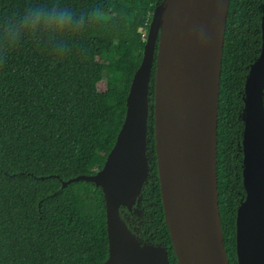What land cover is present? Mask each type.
I'll return each instance as SVG.
<instances>
[{
  "label": "trees",
  "instance_id": "trees-1",
  "mask_svg": "<svg viewBox=\"0 0 264 264\" xmlns=\"http://www.w3.org/2000/svg\"><path fill=\"white\" fill-rule=\"evenodd\" d=\"M162 0H60L90 24L62 45L26 39L0 61V264H105L107 200L102 187L68 183L102 170L127 116L156 7ZM37 0H0V12ZM47 2V0H41ZM151 6V7H150ZM264 0H231L218 112L219 210L229 264H239L237 216L247 191V87L262 52ZM154 64L149 89L147 182L134 199L113 197V228L139 246L164 248L179 264L161 192L155 138ZM114 98L110 104L109 99ZM261 109L264 111V93ZM103 129L112 136L104 137ZM85 165V167H83ZM102 217L92 225L85 216Z\"/></svg>",
  "mask_w": 264,
  "mask_h": 264
},
{
  "label": "water",
  "instance_id": "water-1",
  "mask_svg": "<svg viewBox=\"0 0 264 264\" xmlns=\"http://www.w3.org/2000/svg\"><path fill=\"white\" fill-rule=\"evenodd\" d=\"M231 0H162L142 64L134 75L127 116L104 168L65 182L103 188L108 208L105 264H170L164 248L139 246L113 228V197L134 199L147 182L149 89L155 64V138L166 223L179 264H229L219 210L218 112ZM262 52L247 87L244 185L237 216L239 264H264V10Z\"/></svg>",
  "mask_w": 264,
  "mask_h": 264
},
{
  "label": "clouds",
  "instance_id": "clouds-1",
  "mask_svg": "<svg viewBox=\"0 0 264 264\" xmlns=\"http://www.w3.org/2000/svg\"><path fill=\"white\" fill-rule=\"evenodd\" d=\"M90 24V14L78 13L60 0H37L22 10L0 12V61L26 39L43 37L62 45Z\"/></svg>",
  "mask_w": 264,
  "mask_h": 264
},
{
  "label": "rangeland",
  "instance_id": "rangeland-1",
  "mask_svg": "<svg viewBox=\"0 0 264 264\" xmlns=\"http://www.w3.org/2000/svg\"><path fill=\"white\" fill-rule=\"evenodd\" d=\"M123 3L125 5H130L132 3V0H123ZM151 7V6H150ZM110 104H112L114 102V98H111L109 99L108 101ZM112 130L111 129H103L102 130V135L104 137H111L112 136ZM85 167V165L83 166ZM85 220L89 223V224H92V225H101L102 224V217H99V216H90V215H87L85 216ZM83 264H100L99 262H95V261H89V260H86L84 261Z\"/></svg>",
  "mask_w": 264,
  "mask_h": 264
},
{
  "label": "built area",
  "instance_id": "built-area-1",
  "mask_svg": "<svg viewBox=\"0 0 264 264\" xmlns=\"http://www.w3.org/2000/svg\"><path fill=\"white\" fill-rule=\"evenodd\" d=\"M142 37H143V39H145L147 41L148 37L146 36V33L142 34Z\"/></svg>",
  "mask_w": 264,
  "mask_h": 264
}]
</instances>
